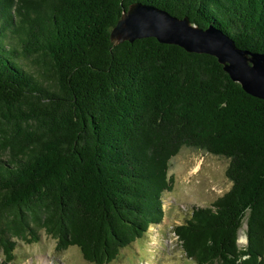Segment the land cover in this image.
<instances>
[{
  "label": "trees",
  "instance_id": "trees-1",
  "mask_svg": "<svg viewBox=\"0 0 264 264\" xmlns=\"http://www.w3.org/2000/svg\"><path fill=\"white\" fill-rule=\"evenodd\" d=\"M135 1L264 52V0H0V264L42 230L58 250L113 261L163 221L184 147L228 159L231 181L174 227L185 255L264 264V99L213 55L155 37L115 44Z\"/></svg>",
  "mask_w": 264,
  "mask_h": 264
},
{
  "label": "rangeland",
  "instance_id": "rangeland-1",
  "mask_svg": "<svg viewBox=\"0 0 264 264\" xmlns=\"http://www.w3.org/2000/svg\"><path fill=\"white\" fill-rule=\"evenodd\" d=\"M228 159L198 149L184 147L170 160L168 175L173 187L162 194L164 218L160 224L149 227L147 232L122 248L116 259L107 264H197L188 258L174 232V227L185 222L196 206H210L231 187L226 176ZM246 223L239 233L246 236ZM242 231V232H240ZM247 243H239L244 247ZM13 264H94L87 261L79 248H56V240L40 233V240L26 243L17 240ZM5 261L0 249V262Z\"/></svg>",
  "mask_w": 264,
  "mask_h": 264
},
{
  "label": "water",
  "instance_id": "water-1",
  "mask_svg": "<svg viewBox=\"0 0 264 264\" xmlns=\"http://www.w3.org/2000/svg\"><path fill=\"white\" fill-rule=\"evenodd\" d=\"M110 36L115 44L155 37L188 52L213 55L232 80L264 99V52L237 46L230 35L214 25L200 27L188 16L178 17L150 3L135 1L123 10Z\"/></svg>",
  "mask_w": 264,
  "mask_h": 264
},
{
  "label": "bare ground",
  "instance_id": "bare-ground-1",
  "mask_svg": "<svg viewBox=\"0 0 264 264\" xmlns=\"http://www.w3.org/2000/svg\"><path fill=\"white\" fill-rule=\"evenodd\" d=\"M240 232H242V231H240ZM238 242L239 243H245L246 242V236L244 234H242V233H239ZM46 263L50 264L49 260H47Z\"/></svg>",
  "mask_w": 264,
  "mask_h": 264
}]
</instances>
